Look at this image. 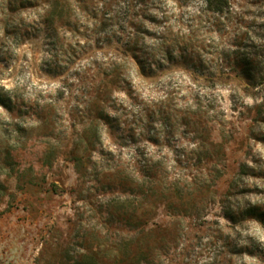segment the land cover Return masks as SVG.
<instances>
[{"label": "clouds", "instance_id": "obj_1", "mask_svg": "<svg viewBox=\"0 0 264 264\" xmlns=\"http://www.w3.org/2000/svg\"><path fill=\"white\" fill-rule=\"evenodd\" d=\"M212 3L0 0V264L105 256L117 206L133 264H264V0Z\"/></svg>", "mask_w": 264, "mask_h": 264}, {"label": "rangeland", "instance_id": "obj_2", "mask_svg": "<svg viewBox=\"0 0 264 264\" xmlns=\"http://www.w3.org/2000/svg\"><path fill=\"white\" fill-rule=\"evenodd\" d=\"M62 10L59 7V0H58V6H57V10L55 12V15H61ZM51 19L48 21L49 24V34H51ZM106 75V74H105ZM109 81H107V79L101 80L99 86L94 87L92 90V95L95 96V102L92 103L90 109H89V116L90 117H103V113L100 110V106H99V101L102 99L106 98V93L104 91L105 85L108 83ZM116 80L111 81V83H116ZM110 125L113 129L116 128V125L114 122H112L111 120H108L107 117H103ZM162 118L164 119V123L166 125H170V118L167 115H163L162 114ZM150 119H151V114H150ZM185 123H187V121H185ZM89 142L93 141L95 138V131L94 130H90L86 137H85ZM74 158L75 154L73 153ZM225 173L223 176H220V179L217 183H215L212 187H210L208 189L209 193H215V194H219L221 188L223 187L224 184H230V180L227 179L226 177L229 176L231 173L233 172H246L247 169L244 168L243 165H238L237 161H232L231 163H228L225 165ZM143 170V169H142ZM49 184H50V192L53 195L57 194L58 188H59V181L53 177H49ZM113 181H105V188L106 190H110L112 185H113ZM118 183L124 187L126 186V181L125 180H120L118 181ZM109 194L111 195H115V193L110 192ZM15 213H19V220L23 221L25 219V214L28 213V208L24 206V201H20V203L15 207ZM252 215L257 214V211L254 210L252 213H250ZM140 215H137L135 210L129 211V210H125V209H121L119 206L114 207L112 209L111 212V216H112V222L110 224V231L114 234L112 236V238L108 241H105L104 243H102L100 245V250L104 251L106 253L105 256H101V255H97L96 251L93 250L95 246H93V248H90V255H93L96 259V261L99 264H133V262L138 258L141 257V252L142 249L140 248V246L137 244V242L135 241L134 238V242L131 243L130 245V253H126L125 251V246H123L122 244H118L119 242H123L124 240L129 236H135V232L132 231H126L125 229H140L145 225H142L140 222ZM145 215L146 218V214ZM155 216L160 217L161 220H164L167 216V211L164 208H158ZM10 218H6L4 216H0V227H3V225L8 222ZM128 219V220H127ZM58 231L64 232V231H68L67 229H57ZM119 245V246H118ZM119 248V255L118 258L116 259H109V256L115 257L117 255V249ZM233 252H237L239 250L237 249H232ZM89 255V256H90ZM143 255V252H142ZM83 263L85 264H90L88 259H84L82 257Z\"/></svg>", "mask_w": 264, "mask_h": 264}, {"label": "trees", "instance_id": "obj_3", "mask_svg": "<svg viewBox=\"0 0 264 264\" xmlns=\"http://www.w3.org/2000/svg\"><path fill=\"white\" fill-rule=\"evenodd\" d=\"M224 4H225V0H213V3H212V8L214 9V10H217V11H219L223 6H224ZM140 219V222H141V224L142 225H145L146 224V218H145V215H141L140 217H139ZM128 220V219H127ZM134 238H135V236H129V238L127 237L125 240H124V243L123 242H119L118 244L120 245V244H122L123 246H125L124 248H125V251H126V253H130V245H131V243L132 242H134ZM118 245V246H119ZM141 256H142V252H141V254H140ZM84 259H88V261H89V263L90 264H99L97 261H96V259H95V257L93 256V255H87V256H84L83 257ZM81 264H85V263H83V260H82V262H81Z\"/></svg>", "mask_w": 264, "mask_h": 264}]
</instances>
